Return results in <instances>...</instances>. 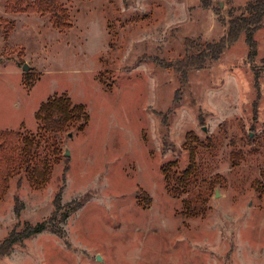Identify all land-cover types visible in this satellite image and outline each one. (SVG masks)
I'll return each instance as SVG.
<instances>
[{"label":"rangeland","instance_id":"obj_1","mask_svg":"<svg viewBox=\"0 0 264 264\" xmlns=\"http://www.w3.org/2000/svg\"><path fill=\"white\" fill-rule=\"evenodd\" d=\"M252 1L62 0L71 26L60 30L50 13L0 0V20L14 21L0 32V129L36 134L54 94L90 113L83 131L57 135L47 187L22 173L0 200V252L26 221L52 218L63 234L25 238L0 264H264V13L253 46L244 30L217 60L182 68ZM188 132L204 145L190 193L176 197L162 168L189 166ZM53 142L43 136L40 148L52 159ZM59 190L63 204L86 200L64 220ZM186 198L206 214L187 217Z\"/></svg>","mask_w":264,"mask_h":264},{"label":"trees","instance_id":"obj_2","mask_svg":"<svg viewBox=\"0 0 264 264\" xmlns=\"http://www.w3.org/2000/svg\"><path fill=\"white\" fill-rule=\"evenodd\" d=\"M246 6L248 15L231 19L227 36H222V39L216 43L207 42L205 48L199 49L198 53L186 56L182 67L184 71L192 68H203L209 59L217 60L220 58L226 44L238 39L239 34L244 30H250V33L247 34L248 41L250 45H254L252 35L253 31L262 22L264 0H253ZM5 10L12 13L33 11L43 14L50 13L55 27L64 30L71 26L70 11H68L62 0H6ZM253 23L255 26L250 29L249 26ZM13 27L14 21L6 18L0 20V32L4 31L6 36H9L14 30ZM187 48L191 47L188 46ZM35 118L39 122L36 134L24 133L14 129H0V200L6 195L10 187L11 178L22 173L26 175L30 185L34 188L47 187L53 174V166L55 163L60 162L62 154L54 146L58 143L57 135L74 128L78 131H83L90 122V113L84 103H75L70 95L63 93L54 94L42 102L36 111ZM43 136L53 137L54 139L50 147L53 149V159L48 155H43L40 151ZM199 145H204L203 140L196 133L188 132L184 147L189 153V166L185 169H178V162L164 164L162 168L163 175L167 181L169 192L173 196L180 197V195L190 193L192 182L197 175L196 161ZM65 168V172H67L69 170L68 165ZM261 178H263V181L261 180L262 182H260L263 184L262 188L264 190V169L261 172ZM54 200L55 211L63 210V213H61L63 220L68 218L71 212L81 208L86 203V200L79 199L63 204L62 190L57 192ZM183 202L185 205L183 212L187 217L195 218L206 214L202 206L197 205L193 201L191 202L188 198L184 199ZM21 207H16L17 213H19ZM51 222L52 218L42 220L36 224L26 221L20 230H11L2 243L6 250L1 249L0 255L8 254L10 247L15 243L39 234L44 230L63 234L62 229L59 227L55 228Z\"/></svg>","mask_w":264,"mask_h":264},{"label":"water","instance_id":"obj_3","mask_svg":"<svg viewBox=\"0 0 264 264\" xmlns=\"http://www.w3.org/2000/svg\"><path fill=\"white\" fill-rule=\"evenodd\" d=\"M23 68H24L25 71H28V70L30 69V67H29V65H28L27 63L24 64ZM205 130H206V129H205ZM71 134H72V133L69 132V135H71ZM69 153H70V152H69ZM69 153H68V150H67V151L65 152V155H66V156H69ZM97 259L100 260L101 257L98 256Z\"/></svg>","mask_w":264,"mask_h":264}]
</instances>
